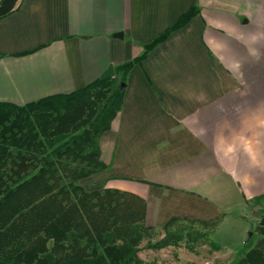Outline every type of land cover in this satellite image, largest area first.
<instances>
[{"label": "crops", "instance_id": "0c3cea01", "mask_svg": "<svg viewBox=\"0 0 264 264\" xmlns=\"http://www.w3.org/2000/svg\"><path fill=\"white\" fill-rule=\"evenodd\" d=\"M168 31L129 71L121 109L99 140L105 170L86 181L142 198L156 231L174 218L216 221L198 243H225L219 227L232 218L231 243H257L264 0H21L0 18V104L81 90Z\"/></svg>", "mask_w": 264, "mask_h": 264}, {"label": "trees", "instance_id": "16d2710c", "mask_svg": "<svg viewBox=\"0 0 264 264\" xmlns=\"http://www.w3.org/2000/svg\"><path fill=\"white\" fill-rule=\"evenodd\" d=\"M196 14L191 9L172 30ZM169 32L140 57L115 67L111 79L21 107L0 104V264H143L138 253L152 232L145 225V201L82 183L105 170L99 140L121 109L129 71ZM215 223L171 219L152 248L189 243L192 250ZM260 226L263 239L247 238L234 264H264V213Z\"/></svg>", "mask_w": 264, "mask_h": 264}, {"label": "rangeland", "instance_id": "374dc122", "mask_svg": "<svg viewBox=\"0 0 264 264\" xmlns=\"http://www.w3.org/2000/svg\"><path fill=\"white\" fill-rule=\"evenodd\" d=\"M100 180L102 179L100 178ZM82 186L88 190L105 187L102 182L98 183L95 180L85 181ZM251 204L257 206V214L260 217V214L264 213V200L258 204ZM232 221L231 218L229 222L219 227L218 235L225 243H193L192 250L188 249V245L190 247L189 243H180L175 248L153 249L152 246L164 237L165 230L162 228L156 231L152 228L150 237L144 239L140 246L138 257L143 264H234L238 258H241L245 249L244 243L243 245L242 243H231V237L236 234L235 226H233L235 222ZM250 224L249 229L254 228L253 222L250 221ZM183 226L188 227L187 224H183ZM258 227L257 233L259 234L260 223ZM238 232L243 236L245 227L240 228ZM244 237H248V233L245 232Z\"/></svg>", "mask_w": 264, "mask_h": 264}, {"label": "water", "instance_id": "95a60500", "mask_svg": "<svg viewBox=\"0 0 264 264\" xmlns=\"http://www.w3.org/2000/svg\"><path fill=\"white\" fill-rule=\"evenodd\" d=\"M21 0H2L0 3V18H3L10 14L17 3ZM114 77V70L112 67H109L107 71L102 75L100 80H107Z\"/></svg>", "mask_w": 264, "mask_h": 264}]
</instances>
